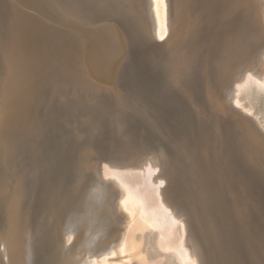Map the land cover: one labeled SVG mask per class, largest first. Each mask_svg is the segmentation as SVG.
Listing matches in <instances>:
<instances>
[{
	"label": "bare ground",
	"instance_id": "1",
	"mask_svg": "<svg viewBox=\"0 0 264 264\" xmlns=\"http://www.w3.org/2000/svg\"><path fill=\"white\" fill-rule=\"evenodd\" d=\"M13 1L37 18L26 44L58 83L57 98L27 89L16 20L0 3V264H35L36 250L38 264L244 259L240 235L264 237L249 207L264 197V139L226 111L264 131V0ZM135 45L137 134L152 142L112 157L125 131L95 132L89 115L108 94L127 97ZM147 68L161 83L149 90ZM159 104L175 113L157 127Z\"/></svg>",
	"mask_w": 264,
	"mask_h": 264
},
{
	"label": "rangeland",
	"instance_id": "2",
	"mask_svg": "<svg viewBox=\"0 0 264 264\" xmlns=\"http://www.w3.org/2000/svg\"><path fill=\"white\" fill-rule=\"evenodd\" d=\"M0 3L3 4L4 9H5V12H8V15L9 14L11 15L10 18L12 19V21L13 20H16V25H15L14 29H13V27H11L10 28L11 30L10 29L9 30L12 31V32H15L16 36L18 37L17 39L19 40L18 41V43H19L18 49H19V51L21 53V56H22V58L24 60L25 67H26V84H27V89L29 91H35L36 92V91L39 90V88L44 87V86H47V88H46V90H44V92H46V94H50V96L52 95L53 98H57L56 97V90H57L56 87H57V83H58V74H57L56 67L53 66V65L47 64L44 61L45 58H43L42 53L40 52V50L38 48L30 47V46H27V44H26L27 41L28 42L30 41L31 32L33 31V29H31V28L35 27L34 22H35V20L37 18H34V17H33L34 19L32 18V15H30L31 10L28 9L29 7H27L26 5H24L21 1H18V3H20V6H19V4L17 2H14L13 0H0ZM20 12H21V15H20ZM13 13L15 14L16 17L15 16L13 17V15H14ZM17 14H19V16ZM36 23H37V21H36ZM262 26L264 27V24H262ZM15 29L17 31H14ZM35 29H36V27H35ZM28 34H30V35H28ZM135 48H136V50L134 49V51L138 52L136 46H135ZM138 50H139V48H138ZM147 50L149 52V49H147ZM147 50L145 51L146 54L145 53L144 54H145V60L147 59L148 60V63H149L150 55L147 52ZM134 55H135V61L133 62L132 59H131L130 60V63L128 64V66L122 71L123 74H124V81H123V83L125 85L124 87L126 88L125 90L127 91V97L125 99H123V100H120V102H119V101H117L115 99V96H116L115 94H108V96H109L108 99H110V101L112 100L111 101L112 104H114L116 107H119L121 109L123 108L124 111L130 110V107L134 106V109H135L134 110V112H135V120L138 123V120L141 117L140 116L141 113L139 112L138 102H137V93H138L137 92L138 91L137 89H138L139 85L137 84L136 81L134 82V79H132V69L135 68L138 71V73H139V61H138L139 58H138V56H137L136 53H134ZM147 57H149V58H147ZM148 63L146 62L147 65H148ZM150 78H151V80L154 81V83H155L156 86L161 84L160 81H159V79L154 74L151 73V71H150L149 68H147L146 71H145V77H144V79L147 80V81H149ZM186 98L188 99V97H186ZM262 99L263 98L260 99L258 107L260 108L261 105H263L261 108L264 110V99L263 100ZM262 101H263V103H262ZM183 103H184V101H183ZM112 104L111 105H102L99 108H97L96 110H94V113L91 114V117L89 115V120L92 123V127L94 128V131L95 132L101 131L103 133L106 130L107 131H112L114 133H118L120 131H126V130H132V131H134L135 129L132 126H130V124H128L127 122H124L125 119L122 116L118 115L113 110ZM86 105H91V104L90 103H87ZM159 105L157 107L158 111L154 112L153 119H152L153 120V123L157 127H160V124H162L165 121V119H169L170 117L174 116V113H175L174 112V109H172V107H170L169 105H165V104H161L160 106ZM185 105H187L186 102H185ZM185 105L183 104V108L184 107L185 108H188V105L187 106H185ZM228 111H229V113L233 114V116H234L233 117L234 124L242 125V123L245 122V123H247L248 126L251 127V129L249 127H247L249 132H252L255 135L261 136V138L264 139V136L260 133L259 128L257 127V125L253 124L252 122H249V120L246 119V116L243 115L240 110H239L240 112H237V113H239L241 116L240 115H237L230 108L227 109L226 114L228 113ZM190 112H191V114L193 116H195V114L192 111H190ZM145 115H146V117H148V119L150 118L149 115H148V113H145ZM144 120L147 123L149 122L146 119H144ZM225 127L226 126H224V128ZM227 129L229 130V128L226 127L225 130H227ZM249 194H248L249 195V197H248L249 198L248 199L249 202L252 201V198L254 199L257 196L259 197V195H260L259 198H256L257 201H260V204L261 205L259 204V202L257 203V205H260V206H258V207H260L259 208L260 210L258 209L257 206L253 205L252 203L249 204V207L252 210V212H250V213L254 217L253 218L251 216V220L252 221H256V218H255V216H256L257 217V220L259 221V223L261 221L262 227L264 229V211H263L264 210V197L261 194V192L258 193V195L257 196H254V197H253L254 193H249ZM261 195H262V197H261ZM262 204H263V206H262ZM251 207H254V208L252 209ZM261 207H262V209H261ZM253 210H254V212H253ZM258 221H256V222H258ZM249 232H246V233L244 232V235L247 234V233H249L248 236L251 238L250 239L251 241H252L253 235L254 236L255 235L258 236V237H255V238L256 239L257 238L258 239L260 238V240L259 241L257 240V243H255V240L256 239L253 237L254 238L253 242L249 243L250 241L247 240V239H249V237L247 235H245V236L248 237V238L244 237V235H240L239 240L241 242L237 240L238 241L237 242L238 245L239 246L241 245L239 247L240 249L238 250L240 252V255H239V257H237V256L236 257L237 258H241V256H243L242 258H244L246 260H244V259H237V260H235L237 262H235L233 260L234 261L233 262L234 264L239 263L241 260H242L241 261L242 263L240 262L241 264L249 263V261H250L249 259L251 257H253V258H251L253 260H255V259L257 260V258L258 259H262V260L264 259L263 258L264 257V246L263 245H260V244H264V237H263V235H258L257 233L256 234H253L254 233L253 231H249ZM242 238H243V240L245 242H242L243 241ZM261 240L263 241V243L260 242ZM246 242H248V243H246ZM241 243H243L245 245H243ZM253 243L257 244V247L258 248H256V250L254 248ZM251 246H253V248ZM241 247L243 248V251H242ZM261 247H263V249ZM244 248H245V250L246 249L247 250L244 251ZM250 248H252V249L250 250ZM259 249H261V251L263 253V255H262L263 257L261 256V253H260L261 251ZM249 251H252V253L249 252ZM244 253L246 254V256H248L250 254H251V256L250 257L249 256L246 257ZM259 253H260V255H259ZM252 254H254V255H252ZM257 255H259V256L257 257ZM255 256H256V258H254ZM259 257H261V258H259ZM253 260L250 261V264H251V262L254 263ZM256 260H255V263L254 264H264V263H262V262H264V260L263 261H259V263ZM132 264H137V259L136 260L134 259V261L132 262Z\"/></svg>",
	"mask_w": 264,
	"mask_h": 264
},
{
	"label": "water",
	"instance_id": "3",
	"mask_svg": "<svg viewBox=\"0 0 264 264\" xmlns=\"http://www.w3.org/2000/svg\"><path fill=\"white\" fill-rule=\"evenodd\" d=\"M161 42H163V41L157 40V43H161ZM135 46L132 48V55H131V57H132L131 59L133 62L135 61V55H134ZM132 79H134V82L136 81L137 84L139 82H141V76L135 68L132 69ZM114 82H115V79L113 78V80L107 84H113ZM146 83H147L146 84L147 90H149V87H152V86H151L150 82H148L147 80H146ZM112 107H113V110L118 115L122 116L125 119V122L130 124V126H132L135 130L134 131L126 130L125 132L115 136V142L117 143L116 148L114 150H112L111 152H109L108 154L112 157H118V156L130 154V153L137 154L142 149L143 145L147 146L152 141L149 137H145L144 140H142L140 138V135L137 134V131L139 129V125L135 120L134 106L130 107V110H128V111H124L123 108L121 109L119 107H116L114 104H112ZM232 108L234 111L240 112L237 107H232ZM245 116L250 122L257 125L260 133L264 136V131L259 127V125L255 121V119H253V117L248 116V115H245ZM146 141H147V144L145 143ZM35 252H36L35 253L36 256L33 260L36 261L35 264H38V262L40 260V256L37 253V250ZM232 263H233L232 259H224V258H221L220 256H217L212 264H232Z\"/></svg>",
	"mask_w": 264,
	"mask_h": 264
}]
</instances>
